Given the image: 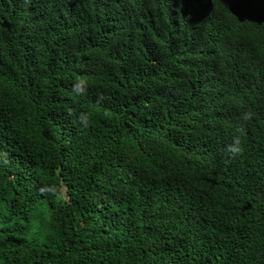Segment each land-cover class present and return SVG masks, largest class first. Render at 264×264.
I'll return each instance as SVG.
<instances>
[{
	"label": "trees",
	"instance_id": "obj_1",
	"mask_svg": "<svg viewBox=\"0 0 264 264\" xmlns=\"http://www.w3.org/2000/svg\"><path fill=\"white\" fill-rule=\"evenodd\" d=\"M0 264H264V0H0Z\"/></svg>",
	"mask_w": 264,
	"mask_h": 264
},
{
	"label": "clouds",
	"instance_id": "obj_2",
	"mask_svg": "<svg viewBox=\"0 0 264 264\" xmlns=\"http://www.w3.org/2000/svg\"><path fill=\"white\" fill-rule=\"evenodd\" d=\"M239 142L236 141V144H238ZM229 150L233 153H236L239 151V148L238 147H235V146H229Z\"/></svg>",
	"mask_w": 264,
	"mask_h": 264
}]
</instances>
